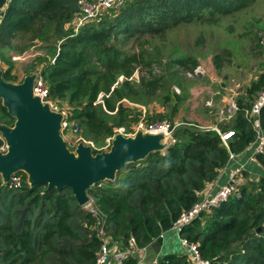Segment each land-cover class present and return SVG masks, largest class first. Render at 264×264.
<instances>
[{
    "label": "trees",
    "instance_id": "obj_1",
    "mask_svg": "<svg viewBox=\"0 0 264 264\" xmlns=\"http://www.w3.org/2000/svg\"><path fill=\"white\" fill-rule=\"evenodd\" d=\"M79 1L8 0L0 18V64L8 68L2 69L4 80L17 83L15 62L8 51L16 49L14 42L25 39L29 44L18 50L20 55L40 44L44 53L27 66L25 77L42 76L51 99L60 107L65 102L69 105V120L79 122L83 135L102 146L115 134L112 115L127 113L118 104L137 95L142 99L154 96L162 86L161 79L151 74L134 81L136 66L150 67L154 60L146 52L137 56L124 52L117 46L119 42L162 35L185 25L218 24L264 3L125 0L118 8L103 10L76 33L73 22L80 13ZM251 24L259 32L253 41L264 53V23ZM173 63L191 71L199 65L196 58L186 55ZM215 63L220 68L219 56ZM260 94H264V72L236 99L232 121L219 127L221 133L233 132L229 150L218 130L181 125L165 152L129 164L114 182L90 189L97 217L78 205L69 188L62 192H46V186L31 188L23 172L17 174L21 187L10 188L0 176V264H94L102 245L94 237L101 227L110 246L128 247L133 242L136 248L146 249L165 237L218 179L229 162V151L241 155L257 144L259 130L264 134V106L259 116H251ZM149 119L164 122L168 117ZM14 123L0 100V124L12 127ZM255 159L264 169V153ZM244 176L247 182L227 202L202 213L181 231L182 238L198 245L202 259L209 264H264V174L258 180H251L247 173ZM124 264H139V260L128 257ZM157 264H192V260L188 254L174 251L162 255Z\"/></svg>",
    "mask_w": 264,
    "mask_h": 264
},
{
    "label": "rangeland",
    "instance_id": "obj_2",
    "mask_svg": "<svg viewBox=\"0 0 264 264\" xmlns=\"http://www.w3.org/2000/svg\"><path fill=\"white\" fill-rule=\"evenodd\" d=\"M252 21L264 23L263 2L230 15L218 24L185 25L162 35L140 36L139 39L119 42L117 46L124 52L136 56L146 52L154 60L150 67L144 64L136 66L134 81L148 79L151 74L161 79L162 86L154 96L144 95L142 99L137 95L132 100L120 102L118 105L127 113L112 115L114 130L121 127L130 129L138 120L150 121L149 117L155 115L168 117L166 122L174 131L185 124L202 130H220V126H227L235 115L236 99L264 72V53L258 50L253 41L259 32L250 25ZM13 44L16 49L9 50L8 56L15 62L14 75L18 79L17 83H20L25 78L27 66L44 50L40 44H34L20 55L18 50L25 48L29 42L25 39ZM225 50L229 55L224 54ZM181 55L196 58L199 65L193 71L175 65L173 61ZM216 56L221 60L220 68L215 63ZM1 68L8 69L3 64ZM61 108L70 110L66 102ZM173 135L167 137L169 145L173 144ZM63 136L72 148L75 137L68 132H63ZM80 137L89 140L83 133ZM95 146L99 149L105 147ZM240 179V184L248 180L244 175ZM85 209L90 211L92 208L88 205ZM184 250L176 232L170 231L165 235L161 256L174 251L183 253ZM140 262L152 264L153 259L147 257Z\"/></svg>",
    "mask_w": 264,
    "mask_h": 264
},
{
    "label": "water",
    "instance_id": "obj_3",
    "mask_svg": "<svg viewBox=\"0 0 264 264\" xmlns=\"http://www.w3.org/2000/svg\"><path fill=\"white\" fill-rule=\"evenodd\" d=\"M8 0H0V18ZM38 73L21 83L4 80L0 64V100L15 120L14 126L0 124L7 152H0V176L4 184L18 173L27 175L31 188L46 186V192L71 189L80 207L91 204L89 190L106 181L114 182L127 165L145 160L152 153L165 152L168 138L138 131L133 137L116 134L108 151L94 153L79 143L72 150L62 135V113L51 110L34 94ZM94 239L98 241L95 235ZM165 238L146 248V254L161 255Z\"/></svg>",
    "mask_w": 264,
    "mask_h": 264
},
{
    "label": "built area",
    "instance_id": "obj_4",
    "mask_svg": "<svg viewBox=\"0 0 264 264\" xmlns=\"http://www.w3.org/2000/svg\"><path fill=\"white\" fill-rule=\"evenodd\" d=\"M124 1L125 0H95L93 2H89L87 0H80V13L73 22L75 32L78 33L82 27L96 19L103 10L112 7L118 8L123 4ZM34 94L38 96L43 103L48 104L51 110L63 114L64 120L62 123V135L63 132H68L75 137V140L72 143V150H74L79 143H84L86 146H90L94 153L95 150L97 153L108 151L116 134H123L126 137H133L138 131H143L148 134H162L166 137H171L172 133H174V128L166 121L157 123L139 120L136 124L130 127V129L121 127L114 130V136L106 140V143L104 145L105 147L103 149H99L92 141L80 137V134L82 133L81 125L79 124V122L70 121V110H63V108L60 107L57 101L51 99L49 88L43 77L39 74L34 82ZM263 106L264 94H260L256 102L253 104L251 116H259ZM234 108L235 110H237V105H234ZM255 128H257L258 130L260 129L258 120L255 121ZM218 132L221 135L223 144L229 150V141L233 136V132L221 133L219 130ZM0 139L2 140V144L0 145V152L6 153L7 145L2 139L1 135ZM174 142L175 141L173 140L172 143ZM254 153L255 155L264 153V134L260 130ZM237 157L238 155H235L229 151V162L224 170L228 169L229 163L236 160ZM244 171L245 168L242 163H238L236 167L229 168V171L227 172L226 182L221 184L213 192H202V195H200V200L189 211L182 214V216L173 225L171 231L176 232V234L179 236L181 244L185 249L183 253L190 256L192 264H209V262H206L202 259L198 245L190 243L189 241L181 237L182 229L185 226L190 225L202 213H210L212 210L219 208L223 203L227 202L229 198L236 194L240 185V178L242 177ZM6 185H8L10 188L21 187V177L17 174L12 176L10 181ZM89 206H91L92 208L90 211L94 213L95 217H97L98 213L93 209L92 201ZM97 236L98 239L102 242V245L97 254V258L94 264H124L128 257L139 258V264L142 263L140 262V260L144 259L145 261V258L147 256L145 251L146 249L136 248L133 242H130V245L128 247H124L121 244L110 246L111 240L106 235L102 227L97 231ZM154 264H157V262H155Z\"/></svg>",
    "mask_w": 264,
    "mask_h": 264
},
{
    "label": "crops",
    "instance_id": "obj_5",
    "mask_svg": "<svg viewBox=\"0 0 264 264\" xmlns=\"http://www.w3.org/2000/svg\"><path fill=\"white\" fill-rule=\"evenodd\" d=\"M255 146L256 145L250 146L243 154L238 155L236 160L229 163L228 169L221 170L218 179L215 182L209 184L203 192H213L221 184L225 183L227 180V172L229 171V168L236 167L238 165V163H242L244 168H245V171L243 172L242 175L247 173L251 180H258L260 178V176L262 174H264V169L257 163V161L255 159V153H254L255 152ZM244 178H246V177L244 176ZM201 195H202V193H201ZM162 249H161V253H162ZM153 255L155 256V258H153ZM147 257L153 259V262H158V259L161 257V255L157 256L155 254H147L146 258ZM146 258H145V260H146ZM153 262H152V264H153Z\"/></svg>",
    "mask_w": 264,
    "mask_h": 264
},
{
    "label": "bare ground",
    "instance_id": "obj_6",
    "mask_svg": "<svg viewBox=\"0 0 264 264\" xmlns=\"http://www.w3.org/2000/svg\"><path fill=\"white\" fill-rule=\"evenodd\" d=\"M167 141V140H166Z\"/></svg>",
    "mask_w": 264,
    "mask_h": 264
}]
</instances>
